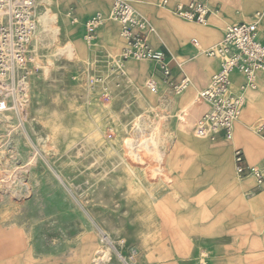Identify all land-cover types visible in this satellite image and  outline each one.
Listing matches in <instances>:
<instances>
[{
    "label": "rangeland",
    "instance_id": "1",
    "mask_svg": "<svg viewBox=\"0 0 264 264\" xmlns=\"http://www.w3.org/2000/svg\"><path fill=\"white\" fill-rule=\"evenodd\" d=\"M49 1L45 10L44 4ZM49 1L43 0L44 4L40 1L39 14L46 15L43 34H36L31 43L26 110L20 117L10 112L0 116V227H8L20 244L24 242L23 263L149 264L151 254L160 252L167 240L174 249H182L183 238L197 233L198 226L191 230V224L185 221L193 210L233 215L235 197L191 195L199 188L209 187L199 178L205 172L211 173L213 168L211 165L210 172L209 165L201 159H211L222 141L233 140L221 134L200 138L193 132L178 131L177 127L179 122L193 124L198 118L194 100L220 69V60L201 55L215 59L216 66L181 116L183 95L192 82L200 79L197 68L187 67L199 58L195 57L196 52L182 55L181 50H171L167 31L141 11L134 0L137 11L153 26L152 33L166 37V41L154 46L172 52L177 61L176 79H180L185 67L192 80L186 90L178 93L155 70L138 82L125 64V74L119 75L116 59L122 55L126 41L117 54L100 45L89 58L83 59L78 58V43H74L73 35L68 34V39L65 35L68 16L70 27H80L85 51L88 44L100 41L97 36L107 20L96 30L95 38L88 41L83 21L76 13V18H72L73 8L64 7L61 0ZM162 1L149 6L169 19L202 27L177 17L172 0L168 10L160 8L158 4ZM212 1L216 2L215 10L222 11L228 6L237 9L239 0ZM257 11L264 16V6L257 7L249 14L250 20ZM230 23L224 24L223 32ZM190 44L196 48L193 39ZM128 62L151 64L154 68V64L146 61ZM153 75L160 90L156 95L147 88V81ZM238 90L239 87L232 86L233 92ZM255 91L244 94L245 104L234 129L243 120L248 94ZM260 124H264V117L258 115L248 123L264 144L263 131L257 132ZM179 135L207 142L211 148H193L180 142ZM234 146L232 159L234 148H243L239 143ZM250 163L259 166L264 174V164ZM236 179L243 183L238 205L253 207V233L262 238L264 185L250 199L249 191L256 186L255 179L237 174ZM215 187L231 188L223 182ZM201 211L199 214L203 216Z\"/></svg>",
    "mask_w": 264,
    "mask_h": 264
},
{
    "label": "crops",
    "instance_id": "2",
    "mask_svg": "<svg viewBox=\"0 0 264 264\" xmlns=\"http://www.w3.org/2000/svg\"><path fill=\"white\" fill-rule=\"evenodd\" d=\"M132 1L134 5V0ZM156 1L157 0H135L141 11L148 14L151 19L156 21L161 29L167 31V34L170 37V40L167 39V41L171 50H181L180 53L182 55H188L189 53L196 52L195 57H199L187 64V67L189 68L191 66L197 68V73L200 78L198 81L191 83L192 80L186 72L185 67L181 70L180 79H176L177 74H175V67L177 61L170 50H165L169 54L174 82L179 83L186 76L191 83V87L182 97V104L184 105L181 109L182 116L185 112H187L185 107L189 106V104L193 102L195 92L199 91V88L203 87L207 83L211 69L216 66L215 59H209L206 58L205 55H201L204 54L205 50L217 45L216 43L220 38L222 40L224 33L223 27L225 23L232 22L230 24H234L250 20L249 14L252 11L254 12L257 7H263L264 0H239L237 9L228 6L222 11L215 10L216 2L212 1L210 2V7L214 9V11L211 12L208 24L202 27L183 24L179 21L173 20L172 18H167L165 14L157 12L149 6L156 5ZM187 1L189 0H183L180 2ZM61 2L64 7L71 6L73 8L72 15L74 16L76 13V16L80 19V21H83L82 24L85 30V23L92 15L99 12L105 15L110 13L113 0H61ZM175 2L177 3V1L172 0L171 6L175 5ZM47 5L45 4V10L49 7L50 1ZM158 6L160 5L158 4ZM160 8L165 10L167 9L161 6ZM56 15L58 17V14ZM73 16L72 18H76ZM70 21L69 17L66 16L65 26L67 30L65 35L68 39V34H72L74 37V43H78V58H89L100 45L106 46L112 53L117 54L119 53L121 46L124 44V41L119 35V25L116 22L108 21L104 28H100L101 30L98 33L97 38L100 39V41H93L92 44H88L85 51H83L81 45V42H83L81 39L82 33L80 29H78L80 27L77 25L70 27ZM60 28L62 32V27L60 26ZM259 33L260 39L264 43V18L261 22ZM152 34L153 35L150 34L149 36L150 44L156 49H163L160 46L155 47L154 45H157L158 42L166 41V37L157 32ZM190 39L198 40L199 46L196 48L192 47ZM126 66L130 69V72H133L134 76L137 77L138 82L142 77L154 74V70L157 72L155 64L154 68L151 64L146 63L133 64L128 62ZM153 77H155V75H153ZM232 80L233 85L237 87H240L244 82V78L239 73H234L232 75ZM164 83L167 84L166 82ZM209 84L204 86L200 91L207 88ZM138 87L140 86L138 85ZM256 90L257 91L251 92V94H248L247 96L244 108V117L242 122H240L237 125V128L234 129L233 141L229 143L222 141L221 146L214 149V156L211 159H201L205 161L202 163L209 165L210 172L211 165L213 168L211 173L205 172V174L200 175L201 178H199V180L204 184L208 183L209 187L199 188L196 193L191 194L192 197L197 198L224 196L235 197L232 206V213L234 214L229 216H225L223 214L213 215L209 210L204 209L203 212L199 210L203 213V216H201L198 210H193L192 213L185 218V221H189L191 224V230H193V228L197 225L199 229L196 231L197 233L190 235L188 239L183 238L184 247L182 249L176 247V249H174L173 244H170L167 240L165 245L160 247V252H154L151 254L149 264H264V237L260 238L258 236H254L253 232L255 231V228L253 222V207L248 204L244 207L242 205H238L237 198L241 196L239 194V188L243 185V183L236 181L234 162V151L236 149H241L245 154L247 162L251 166L260 168L257 165H252L250 161L264 164V144L253 134L248 125V123L255 116L258 115L264 117V73L259 74L258 88ZM194 101L199 118L204 108L203 106L198 105L197 97ZM183 120H186L185 117ZM191 125L192 124L179 122L177 125L178 131L183 130L188 132V134H191ZM262 135L264 137V129ZM179 140L180 142L192 146L193 148H198V150L211 148V146H208L207 142L195 140L191 137L179 135ZM236 143L241 144L243 148H234L232 159L231 149L235 147L234 145ZM222 182L223 184H228V187L230 185L231 188L226 190L215 187L218 186V184L220 185ZM212 185L214 188L211 187ZM257 188L263 189V186L259 188L256 183V186L249 191L250 199L257 195ZM224 222H228V225H224ZM259 246H261V248H259ZM24 258V242L20 244L17 237H15L14 232L8 227H0V264H22Z\"/></svg>",
    "mask_w": 264,
    "mask_h": 264
},
{
    "label": "built area",
    "instance_id": "3",
    "mask_svg": "<svg viewBox=\"0 0 264 264\" xmlns=\"http://www.w3.org/2000/svg\"><path fill=\"white\" fill-rule=\"evenodd\" d=\"M40 1L0 0V114L10 112L20 117L26 110L32 61L30 48L38 27ZM210 1L177 2L172 10L184 21L206 26L212 12ZM160 6L167 8L169 0H163ZM113 15L127 42L121 59H118L120 64L130 59L149 61L155 64L157 72L174 92H182L190 86L186 76L179 83L174 82L169 54L150 44L149 36L155 30L135 9L132 0H113ZM262 18L263 13L257 11L250 21L228 25L219 44L207 50L208 56L220 60V69L197 96L198 105L204 108L191 127L197 137L211 138L221 134L225 139L233 140L235 123L245 104L243 93L256 90L259 74L264 73V43L259 33ZM104 23L100 14L85 23L88 41L95 38L96 30ZM193 43L199 46L197 40ZM234 73L244 78L238 92L232 91ZM147 88L155 95L160 91L154 77L147 81ZM261 129L263 131L264 124ZM234 162L238 176L253 177L259 188L264 185L262 170L247 162L243 150L234 151Z\"/></svg>",
    "mask_w": 264,
    "mask_h": 264
},
{
    "label": "bare ground",
    "instance_id": "4",
    "mask_svg": "<svg viewBox=\"0 0 264 264\" xmlns=\"http://www.w3.org/2000/svg\"><path fill=\"white\" fill-rule=\"evenodd\" d=\"M41 3H43V0H41ZM44 4V3H43ZM45 5V4H44ZM101 16H102V18H103V20L104 21H106L107 20V22L108 21H112V22H116L115 21V17H113L114 15H113V3H112V9L110 10V13L108 14V15H105V14H101ZM263 18H264V16H263ZM263 18L261 19V20H263ZM45 19H46V15H45V13H43V14H39V18H38V27H37V30H36V33H35V35L37 34V35H39V34H43V21H45ZM262 22V21H261ZM117 23V22H116ZM261 25V24H260ZM259 28H260V26H259ZM99 31V30H98ZM120 36H122V34H121V30H120ZM44 37H46V35H42V38H44ZM123 37V36H122ZM124 38V37H123ZM124 42L126 41V40H123ZM198 41V40H197ZM198 44H199V42H198ZM217 45H215L214 47H216ZM213 48V47H212ZM204 54L205 55H207V50H205L204 51ZM213 58H216V57H213ZM119 59H121V56H120V58ZM117 61V66H118V69H120V74L119 75H124L125 74V71H124V64H125V66L127 65V63H128V61L129 60H127V61H125V62H123L122 61V64H120L119 62H118V59H116ZM130 60H132V59H130ZM134 61V60H133ZM124 73V74H123ZM243 94H245V93H243ZM4 114V113H3ZM3 114H0V116L1 115H3ZM240 118V117H239ZM238 121V120H237ZM261 126H262V124H260L259 126H258V133H260L261 131H262V129H261ZM169 136V135H168ZM172 139V138H171ZM157 142H160V138L158 139L157 138ZM237 174V173H236ZM118 253V252H117ZM118 256H119V258L121 259V260H125V256H123V254H120V253H118Z\"/></svg>",
    "mask_w": 264,
    "mask_h": 264
}]
</instances>
